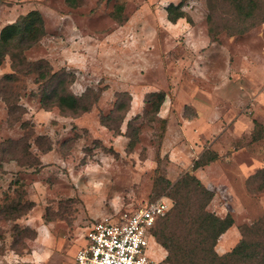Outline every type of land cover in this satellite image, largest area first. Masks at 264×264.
<instances>
[{
	"label": "rangeland",
	"instance_id": "obj_1",
	"mask_svg": "<svg viewBox=\"0 0 264 264\" xmlns=\"http://www.w3.org/2000/svg\"><path fill=\"white\" fill-rule=\"evenodd\" d=\"M180 1L0 0V30L34 9L46 30L24 64L11 56L0 63V264H70L93 222L171 198L159 175L176 182L204 152L217 155L195 170L214 191L208 210L235 219L222 243L231 249L238 226L264 213V173L254 176L264 168V128L255 129V121L264 127V22L251 26L264 0H252L259 6L247 19L237 0H183L186 17L172 23L166 7ZM41 59L74 74L77 95L102 89L91 111L75 118L48 99L49 110L42 107L45 83L32 65ZM9 73L14 81H5ZM6 85L20 96V111L9 112ZM119 91L132 96L123 123ZM154 91L166 93L158 112ZM111 114L121 134L102 124ZM38 135L51 150L38 147ZM19 202L26 211L16 216Z\"/></svg>",
	"mask_w": 264,
	"mask_h": 264
},
{
	"label": "trees",
	"instance_id": "obj_2",
	"mask_svg": "<svg viewBox=\"0 0 264 264\" xmlns=\"http://www.w3.org/2000/svg\"><path fill=\"white\" fill-rule=\"evenodd\" d=\"M77 1L67 0L72 6H75ZM237 1L238 12L242 19L245 18L244 14L245 19L252 15L253 9L255 10L254 5L259 6L258 3L247 0V4L243 7L241 0ZM183 6L184 1L181 0L177 4L170 3L166 7L169 21L176 23L178 19L186 17ZM243 8L246 10L244 11ZM121 13V9L118 7L115 16L118 20L120 19V23L124 21ZM208 19L211 22L213 16L208 15ZM256 19L251 22V26L264 22V13ZM243 31L244 29L241 30V32ZM45 35L46 30L42 15L37 9L19 16L15 22L6 24L0 30V63L6 56H11L14 59H20V64H24L26 61L24 57L25 50L33 47ZM32 65L34 70L38 72L40 80L45 83L40 101L42 107L46 110H49L46 105L47 99L52 100L53 106H58L65 113H71L70 115L73 114L72 116L76 118L91 111L93 105L101 96L102 89L96 91L91 87H88L82 95L75 94L69 87L75 82L76 76L74 74L69 76L64 70L53 71L52 65L45 59L33 62ZM18 66L17 62H14V72L19 71ZM4 79L11 82L14 81L15 76L13 73H9L5 75ZM3 94L10 113L22 109L17 103L20 96L18 97L17 94L13 93L9 85H6ZM152 95L157 96L153 109L158 112L165 101L166 93L159 91L152 92L150 96ZM116 97L115 112H122L119 115V121L123 123L127 112L131 109L132 96L127 91H119L116 92ZM22 113H25V109ZM140 117L141 115L138 114L132 119L137 120ZM100 119L103 125L114 130L116 134H121L122 129L114 123L115 116L111 114ZM26 124L27 122L23 123L24 126ZM129 127L134 128L132 120L128 122V129ZM257 128L264 127L255 121V129ZM47 138L46 135H38L36 138L38 147L44 151H49L53 147L52 142L47 146H42L43 140ZM23 149H25L24 156L30 154L27 146ZM209 155L207 156L205 152L202 153L194 160L191 169L186 171L174 183L161 175L158 177L160 179L158 181L166 182L170 186L169 195L173 200L171 209L164 216L159 217L152 228L155 239L167 251L165 261L167 260L170 264H264V213L250 223L239 225L241 239L230 250L224 253L218 252L217 244L224 233L235 225V219L231 213L221 217L208 210V206L214 197V191L196 175L195 170L209 164L217 157L216 154L212 155L211 151ZM12 158L19 165H23L18 157ZM157 161H161L160 151L157 155ZM39 164H41V161L37 159L33 166ZM259 173H264V168L258 170L254 176ZM24 207L26 206H22L20 202L16 205V216H20L26 211Z\"/></svg>",
	"mask_w": 264,
	"mask_h": 264
},
{
	"label": "built area",
	"instance_id": "obj_3",
	"mask_svg": "<svg viewBox=\"0 0 264 264\" xmlns=\"http://www.w3.org/2000/svg\"><path fill=\"white\" fill-rule=\"evenodd\" d=\"M172 206L173 200L163 196L148 201L132 214L119 218L109 215L93 222L86 230L85 245L70 264H169L166 255L156 258L151 246L164 249L152 228Z\"/></svg>",
	"mask_w": 264,
	"mask_h": 264
},
{
	"label": "crops",
	"instance_id": "obj_4",
	"mask_svg": "<svg viewBox=\"0 0 264 264\" xmlns=\"http://www.w3.org/2000/svg\"><path fill=\"white\" fill-rule=\"evenodd\" d=\"M167 19H168V18H167ZM168 20H169V19H168ZM154 92H155V91H154ZM114 154H115L116 157H118L119 154H120V149H115V150H114ZM197 158H198V157H197ZM197 158H196V159H197ZM196 159H195V160H196ZM193 162H194V161H193ZM193 162H192V164H193ZM196 171L198 172V170H196ZM232 228H233V227H232ZM232 228H230L229 230H231ZM229 230H228L227 232H229ZM227 232L224 233V235L221 237V239L224 238V236L227 234ZM221 239H220V241H219L220 243L217 244L216 248H217L218 252H220V253H224V252L230 250L229 247H227V246L230 244L231 241L228 240L226 244H223ZM220 248H222V249H220ZM162 249H163V248H162ZM220 250H221V251H220ZM163 251H164V255H167V251H166L165 249H163ZM152 254L155 256V252H152Z\"/></svg>",
	"mask_w": 264,
	"mask_h": 264
}]
</instances>
